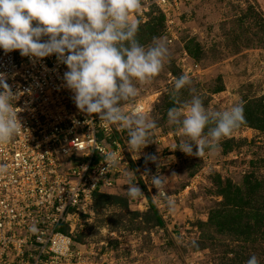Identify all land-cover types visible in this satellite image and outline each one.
<instances>
[{
  "label": "rangeland",
  "instance_id": "rangeland-1",
  "mask_svg": "<svg viewBox=\"0 0 264 264\" xmlns=\"http://www.w3.org/2000/svg\"><path fill=\"white\" fill-rule=\"evenodd\" d=\"M149 9L136 39L147 47L159 38L170 56L149 82L133 81L138 96L125 104H147L154 142L138 151L137 168L100 191L126 204L98 196L101 207L93 198L91 211L76 217L81 264H246L253 255L264 264V0H190L172 26L157 6ZM183 74L191 84L177 104L172 91ZM193 91L212 110L244 107L245 122L201 158L176 149L188 138L167 117ZM157 173L165 179L159 193L150 182ZM129 174L139 180L137 199L127 196ZM151 202L162 225L148 222Z\"/></svg>",
  "mask_w": 264,
  "mask_h": 264
},
{
  "label": "built area",
  "instance_id": "built-area-1",
  "mask_svg": "<svg viewBox=\"0 0 264 264\" xmlns=\"http://www.w3.org/2000/svg\"><path fill=\"white\" fill-rule=\"evenodd\" d=\"M189 1L144 0L132 15L138 22L154 5L172 26ZM66 71L55 54L36 59L0 50V74L17 97L22 123L15 138L0 144V165L8 168L0 175V264H81L73 238L76 217L91 211L97 191L141 163L138 151L134 155L121 138V126L76 107ZM126 105L125 111L135 106L149 111L142 101ZM110 151L118 154L119 166L105 169L103 153ZM138 170L146 182V173Z\"/></svg>",
  "mask_w": 264,
  "mask_h": 264
},
{
  "label": "clouds",
  "instance_id": "clouds-1",
  "mask_svg": "<svg viewBox=\"0 0 264 264\" xmlns=\"http://www.w3.org/2000/svg\"><path fill=\"white\" fill-rule=\"evenodd\" d=\"M141 4L142 0H0V50H19L21 56L36 59L55 54L67 66L64 82L74 93L76 107L89 115L98 114L102 123L120 125L134 155L152 141L156 124L142 106L125 111L122 105L138 96L133 81L149 82L170 56L163 40L154 38L146 47L136 39L139 24L132 14ZM190 84L187 74L174 81L172 96L177 104H181L180 91ZM0 87L4 89L0 92V144H6L19 134L22 123L15 110L17 97L2 74ZM167 117L188 138L176 149L200 158L205 150L215 152L219 142L245 122L242 104L212 110L194 91L182 106L170 108ZM103 158L105 169L119 166L116 152L103 153ZM7 172V165H0V175ZM150 182L159 193L164 175H152ZM127 185L129 199L143 194L131 174ZM167 203L174 206L170 199ZM30 230L36 231L35 227ZM246 264L259 261L253 255Z\"/></svg>",
  "mask_w": 264,
  "mask_h": 264
},
{
  "label": "trees",
  "instance_id": "trees-1",
  "mask_svg": "<svg viewBox=\"0 0 264 264\" xmlns=\"http://www.w3.org/2000/svg\"><path fill=\"white\" fill-rule=\"evenodd\" d=\"M163 15V14H162ZM164 17V15H163ZM98 196L100 198H103V199H109V200H114L115 202H120V203H125L126 204V201H125V198L121 197V196H117V195H112V194H103L102 192L100 191H97L94 195V199L97 201V206L101 207L103 205V202H100L98 201ZM105 203V202H104ZM153 202H151L150 206H151V210L153 211V214L152 215H149V219H148V222L151 223L152 219L154 218L155 219V223L154 225L157 226V225H162L164 223V221L162 220V217L159 215V210L157 209V207L152 204ZM159 213V214H158ZM151 219V220H150ZM63 231H66L63 229Z\"/></svg>",
  "mask_w": 264,
  "mask_h": 264
}]
</instances>
